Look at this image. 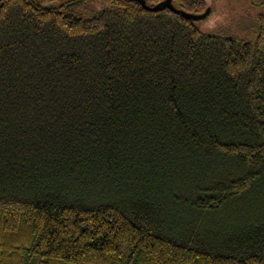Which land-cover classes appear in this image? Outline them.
I'll return each instance as SVG.
<instances>
[{"label":"trees","instance_id":"obj_1","mask_svg":"<svg viewBox=\"0 0 264 264\" xmlns=\"http://www.w3.org/2000/svg\"><path fill=\"white\" fill-rule=\"evenodd\" d=\"M200 22L0 1V264H264V12Z\"/></svg>","mask_w":264,"mask_h":264},{"label":"rangeland","instance_id":"obj_2","mask_svg":"<svg viewBox=\"0 0 264 264\" xmlns=\"http://www.w3.org/2000/svg\"><path fill=\"white\" fill-rule=\"evenodd\" d=\"M260 0H213L210 14L200 22L202 31L214 35L253 40L257 14L264 12Z\"/></svg>","mask_w":264,"mask_h":264},{"label":"water","instance_id":"obj_3","mask_svg":"<svg viewBox=\"0 0 264 264\" xmlns=\"http://www.w3.org/2000/svg\"><path fill=\"white\" fill-rule=\"evenodd\" d=\"M134 1L137 2L146 11L158 12V11H161L164 9H168V10L172 11L173 13L180 14L182 16V18H184L186 20H191V21H201V20L205 19L210 14V8L209 7H207L203 13L198 14V15L192 14V13H186L182 10L176 9L171 3L172 0H163V1L157 3L156 5H153V6H148L144 0H134Z\"/></svg>","mask_w":264,"mask_h":264}]
</instances>
